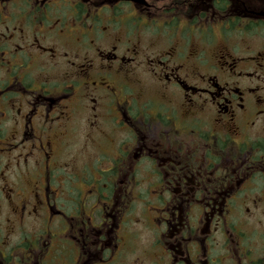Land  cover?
Returning a JSON list of instances; mask_svg holds the SVG:
<instances>
[{
	"label": "flooded vegetation",
	"instance_id": "1",
	"mask_svg": "<svg viewBox=\"0 0 264 264\" xmlns=\"http://www.w3.org/2000/svg\"><path fill=\"white\" fill-rule=\"evenodd\" d=\"M0 264H264V0H0Z\"/></svg>",
	"mask_w": 264,
	"mask_h": 264
}]
</instances>
